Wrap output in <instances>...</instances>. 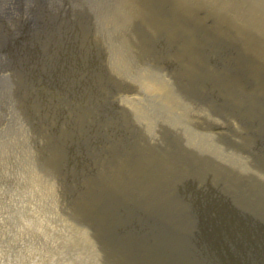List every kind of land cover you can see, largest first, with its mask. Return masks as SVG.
Instances as JSON below:
<instances>
[{
    "label": "water",
    "instance_id": "water-1",
    "mask_svg": "<svg viewBox=\"0 0 264 264\" xmlns=\"http://www.w3.org/2000/svg\"><path fill=\"white\" fill-rule=\"evenodd\" d=\"M0 264H264V0H0Z\"/></svg>",
    "mask_w": 264,
    "mask_h": 264
}]
</instances>
